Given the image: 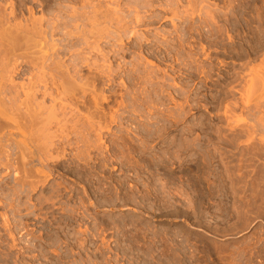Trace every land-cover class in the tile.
Wrapping results in <instances>:
<instances>
[{
  "label": "rangeland",
  "instance_id": "374dc122",
  "mask_svg": "<svg viewBox=\"0 0 264 264\" xmlns=\"http://www.w3.org/2000/svg\"><path fill=\"white\" fill-rule=\"evenodd\" d=\"M132 1L123 0L128 4L120 11L125 20L119 17L121 14L114 15L115 19L113 17L114 20L117 17L120 22L124 20L127 23V27L124 26L127 30L118 34L123 41L118 42V45L124 47L128 42L127 47H130L132 39L127 32L132 26L134 29L131 28L130 32L136 28V35L144 34L135 37L139 43L142 40V49L136 47L135 51L131 48L133 51L127 52V56L125 53L121 58L112 57L111 60L110 56L109 61L106 57L105 62L100 54H95L100 63L98 65L95 52L87 51L81 39H78L81 44L77 39L72 40L74 38L70 34L74 29L69 24L58 29L56 34L46 31L49 36L45 32L44 37L38 35V28V34L35 31L34 34L30 32L32 35L28 33L26 36L29 40L32 38L31 44L36 42L40 45L32 50L33 54L30 53L33 56L18 51L14 57L17 61L9 60L17 65L11 67L24 70L23 75L14 77L15 83L19 84H16L18 89L24 86L26 89H23L27 90L35 83L34 80L37 82V78L43 79L44 75L51 72L45 69L42 73L40 65H34L35 68L31 66V58H35L34 51L39 58L45 56L48 60L50 56L47 61L49 64L61 60L67 67L69 63L73 65L71 67H78L81 75L75 82L81 80L74 85L82 91L89 86L85 83L92 84L93 81L94 75H90L91 82L87 75L91 72L103 76L100 74L107 72L109 62L112 63V67H108L113 68L114 79L113 84L108 82L107 87L106 78L101 80L103 84L93 82L95 85L91 86L99 87L102 84V87H96L98 93L95 88L93 90L96 94L102 91L101 99H108L102 101V109L100 104H95L98 109H91L103 116L92 131L88 129L86 120L87 115L89 118L92 115H89L91 111L86 106L90 103L88 107H94L91 102L96 94L89 86L91 89L87 87L86 97L84 92L78 91L83 94L74 91V96L70 93L72 96L57 97L56 90L63 89L62 81L47 87L58 98L56 102L61 107L69 103L79 109L82 103L86 107L84 110H88L85 112L74 107L68 108L69 111L64 110L66 115L76 112V116L83 117L78 121L74 114H71V119L66 115L65 118L61 117L64 115L59 116L62 124V119L66 120V129H71L69 133L61 123L57 125L58 128L55 124L50 129L47 128L49 123L45 125L50 131L44 129L43 125L40 128L41 123L37 125L38 130H34L35 134L33 128L37 129L36 125L27 128L29 124H24L26 120L22 128L28 131H16L14 125L11 127L13 131L10 128L11 133L15 131L19 134L17 138L14 132L17 139L8 137L10 143L13 141L12 147L7 148L10 152L5 148L6 152H0L2 162H5V154L12 156L7 159H10L8 163H12L9 169L0 167V264H264V0H141L143 5L146 3L143 7H138L141 6L140 0ZM0 2L2 10L9 14V20L6 18L5 22L8 25L2 23V27L6 25L9 31L0 28V34L4 37L9 36L13 27L14 30L20 27L19 22L23 28L30 29V18H52L45 0ZM147 3H150L149 7ZM101 4L103 7L104 4L107 7L111 5L109 0H102ZM129 4L133 6L132 9ZM75 5L79 8L76 3L65 2L62 10L68 14ZM112 5L111 8L115 6ZM134 7L140 20L143 17L148 21L143 20L146 22L145 27L140 22L131 25L135 23V17H131ZM127 8H130L131 14ZM4 12L1 11V15ZM10 12L11 15L13 13L12 17ZM6 13L2 16L6 17ZM131 21L133 23L130 24ZM9 23L14 26L11 27ZM113 27L110 30L114 31ZM65 29L69 34L65 33ZM91 29L95 33L94 27H87L85 34H91ZM110 30L108 33L113 41L117 37ZM64 33L71 38L67 35L64 38ZM3 36L0 38V61L4 54ZM24 40L26 42V37ZM18 41L25 43L22 38ZM54 43H58L55 44L60 46L58 49L66 48V51L61 55L53 52L50 47ZM102 44L103 49L109 52L110 45L103 41ZM41 47L46 54L40 50ZM75 47L78 50L81 48L79 51L85 53L87 58L96 61L95 65L101 67L102 71L92 67L88 74L84 73L87 66L70 58L80 53ZM52 54L55 55L52 57ZM38 56L35 60L42 64ZM90 59L91 65L94 64ZM7 61L4 63L10 66L11 63ZM101 61L105 63L104 67ZM129 65L131 69L135 66L138 71L134 82L139 83L143 77L138 85H133ZM3 66L0 64L1 71L7 67ZM12 70L9 69L11 76H14ZM9 71L8 74L3 71L1 75L10 76ZM120 81L125 83L126 88ZM40 86L45 88L43 83ZM88 94L92 96L91 99ZM71 97H76L79 103L76 104V100ZM41 98H38V102L46 109L58 105L50 97L45 98L46 101ZM35 107L33 105V109ZM46 109L45 115L48 114ZM113 113L118 116L114 115L115 118L111 119ZM16 117L19 118L18 115ZM75 121L79 124L78 127L75 124V128L81 133L77 130L75 133V128L72 132ZM79 122H82L80 130ZM53 127L59 129V132L56 131L58 136L57 133L54 136L56 141L53 139L55 134L51 135V131H55ZM42 128L47 132L44 133ZM40 132L52 136V144H57L58 150L64 148L58 153L55 149V154L52 151L54 159L48 158L44 165L41 159L47 149L39 155L45 148H35L34 145H49L50 139L46 143L45 136ZM20 133L24 134L19 139ZM39 133L44 137H40ZM30 134H33L32 137L38 135L39 138H36L42 141L37 144L39 141L34 137L37 142L33 141ZM28 135L32 139H28ZM66 135L69 140L64 138ZM17 140L20 144L23 142L20 152L14 150L16 147L13 145ZM29 140L34 144H28ZM26 149L30 154L25 153ZM22 153H25V158L28 157L26 161L29 164L26 165L29 168L24 167L27 173L22 163L20 166L17 161L23 160L24 157H16ZM34 154L41 158L39 162ZM40 164L42 168H39ZM33 166L37 167L34 169ZM28 170L32 172L30 175Z\"/></svg>",
  "mask_w": 264,
  "mask_h": 264
},
{
  "label": "bare ground",
  "instance_id": "6f19581e",
  "mask_svg": "<svg viewBox=\"0 0 264 264\" xmlns=\"http://www.w3.org/2000/svg\"><path fill=\"white\" fill-rule=\"evenodd\" d=\"M1 1V0H0ZM3 1V0H2ZM31 1H33V0H31ZM40 1V0H39ZM43 1V0H42ZM46 1V7H48V9L50 10L49 11V13L48 14H50L51 16H52V18L50 17V19L48 18V19H46L45 17H41V18H37V20H34V18L33 19H29L30 20V22H29V25H31V28L29 29V28H23L22 27V25L20 24V22L18 23V25L20 26V27H16L15 28V30H14V25L12 24V26H11V21H10V23H9V25L11 26V27H13L12 29L13 30H11V31H13L12 33H11V31H10V33H9V39H7V36H3V35H1L0 34V38H2V36H3V47H4V49H3V52H4V54H3V56H1L2 58H3V60H1L0 61V64H2V65H4L3 67H6V69H7V71H6V69L4 70V68H3V71H5L4 73H6V74H8V71H9V69H10V71H11V69L13 68L14 70H12V73H13V75L14 76H11V72L9 71V75L10 76H7L6 74L4 75V76H2L4 73H2L3 71H1V73H0V149H1V151L0 152H2V151H5L6 152V150H7V148H10V147H12V145H11V143L13 142H11L10 143V140H8V137L10 138V136H14L15 134H14V132H12L11 133V130H10V128L12 127V125H14V128L16 129V131H22L23 132V130H25V129H23L24 128V124H27V122H28V124L29 125H27V128H32V127H30V126H32V125H36V127L35 128H37V125L38 124H41L40 125V128H41V126L43 125V127H44V129L47 127V126H45V125H47L48 123L50 124V126L48 125V127L47 128H49V127H51V125L53 124H55L56 125V127H57V125H61L63 122L62 121H59V119L61 118V117H64L65 118V112H64V110H66V109H68V108H71V109H74V108H78V106L77 107H74V106H72V105H70L69 103H68V105H65V106H60L59 104H58V102H56V99H58L57 97L58 96H60L61 97V95H63V98L65 97V96H68L70 93L74 96V91L76 92V94H79V95H82L83 93H78V92H84V97H86L85 95H87L85 92H87L88 93V91H86V90H89V89H87V87H91L92 86V84H93V82L94 83H98L99 84V82H101V80L103 79V78H106L107 79V84H106V87L109 85L108 84V82H111L112 84H113V68H111L112 67V63L110 64V62H109V64H108V62L106 63V64H108V66H111V67H108L107 66V68H108V70H107V72L105 71V72H102V74H100V75H103V76H98V74H91V70L90 69H92V67L93 68H99L101 71H102V69H101V67H98V65L100 64L99 62H98V58L96 59V56H95V54H100L101 55V57H99V58H101V59H105L106 57V59L109 61V59H108V57H110V60H111V58L113 57L114 59H117V58H119L121 55H124L125 53H126V56H127V52H130L131 53V51H133V49L131 50V48H134V50L136 51V47H140L141 49H142V47H143V42H142V40L140 39V41H141V43H139V42H137V40H136V38H137V36L139 35L138 33H139V31H138V35H136V32H134L135 30H136V28H135V30L132 32H130V29L132 28V26H131V28L129 29V32L131 33H129V32H127L128 33V36H131L130 38L132 39L131 40V42L129 43L130 44V47L128 48L127 47V45H128V42H127V44L126 45H124V47H121V46H119L118 45V42H121L122 40H121V38L119 37V35L118 34H121L122 32H123V30H125L126 29V25H127V23H126V21H125V23H124V20H125V18H123V14H121L120 13V11L121 10H123V7H125V6H127L124 2H123V0H109V2H110V4L112 5V4H114L115 6L113 7V8H111L112 6L111 5H109L110 7H107V4H104V7H103V4H101L102 3V0H45ZM106 1V0H105ZM132 1V0H131ZM141 1V0H140ZM139 1V2H140ZM143 1V0H142ZM142 1L140 2L141 3V6H138V7H143L146 3V1L144 2L145 4L143 5L142 4ZM153 1V0H152ZM57 2V3H56ZM65 2H73V4L74 3H76V4H78L79 5V8H77V6L76 7H74V9L72 10V9H70V10H72V11H69V13L67 14V12L66 11H64V10H62L63 9V6H64V3ZM132 2H135V1H132ZM150 2V1H149ZM1 3V2H0ZM10 3H13V2H10ZM37 3V2H36ZM103 3H105V2H103ZM127 3V2H126ZM136 3H138V2H136ZM19 4V3H18ZM17 4V5H18ZM70 4V3H69ZM123 4H125L124 6H122ZM130 4H131V2H130ZM130 4H129V6H130ZM148 4H150V3H147V7H149L150 5H148ZM8 5V4H7ZM21 5V4H20ZM19 5V6H20ZM132 5H133V3H132ZM131 5V6H132ZM136 5V4H135ZM12 6V5H11ZM18 6V7H19ZM67 6V5H66ZM106 6V7H105ZM130 6V8L132 9V7ZM173 6V5H172ZM0 7H1V5H0ZM21 7H22V5H21ZM67 7H69V6H67ZM66 7V8H67ZM137 7V6H136ZM136 7H134V8H136ZM137 7V8H138ZM146 7V6H145ZM151 7H153L152 6V4H151ZM167 7V6H166ZM70 8V7H69ZM73 8V7H72ZM130 8L128 9L127 8V10L130 12ZM134 8H133V11H131L134 15H132L131 17H135V20H134V22L135 23H133V21H131V22H129L130 24L131 23H133V24H131V25H138L139 23H136V22H140L141 24L143 23L144 24V27L146 26V22H144V21H147V20H145V18L143 19V17H142V19L140 20V17H139V13L137 12V8H136V11L134 10ZM3 8L1 7L0 8V10L2 11V12H4L3 10H2ZM20 9V8H19ZM22 9V8H21ZM20 9V10H21ZM44 9H46V8H44ZM143 9V8H142ZM149 9V8H148ZM153 9V8H152ZM175 9V8H174ZM173 9V10H174ZM15 10V9H14ZM65 10H67V9H65ZM126 10V12L128 13V11ZM144 10H146V9H144ZM143 10V11H144ZM172 10V11H173ZM1 11H0V28H2V29H4V28H6V31L8 30V28L9 27H7L6 25H8V24H6L5 22H6V18H7V20H9L8 19V17H7V14L8 13H6V12H4V13H6L5 15H6V17L5 16H2L1 15ZM45 11H47V9L45 10ZM62 11H64L65 13H62ZM143 11H141V12H143ZM21 12V11H20ZM71 12V13H70ZM131 12H130V14H131ZM140 12V13H141ZM145 12V11H144ZM14 14H15V12H14ZM119 14H121V16H119V17H121V18H123L124 20L122 21V22H120V19L119 20H117L118 18L116 17V20H114L115 19V17H114V15H119ZM142 14V13H141ZM175 14H176V12H175ZM9 15V14H8ZM12 15H13V13H12ZM12 15H11V12H10V16L12 17ZM9 16V17H10ZM17 16V15H16ZM15 16V17H16ZM45 16V15H44ZM49 16V15H48ZM152 16V15H151ZM150 16V17H151ZM176 16V15H175ZM178 16V15H177ZM14 17V16H13ZM113 17H114V19H113ZM125 17V16H124ZM129 17V16H128ZM128 17H127V19H128ZM131 17H129V18H131ZM153 17V16H152ZM112 18V19H111ZM173 18H176V17H173ZM14 19V18H13ZM134 19V18H133ZM132 19V20H133ZM151 19V18H150ZM11 20V19H10ZM15 20V19H14ZM14 20H12V22L14 21ZM31 20H33V21H31ZM131 20V19H130ZM144 20V21H143ZM152 20V19H151ZM16 21V20H15ZM116 23V24H114V22ZM129 21V20H128ZM8 22V21H7ZM2 23H5L6 25H5V27L3 28L2 26H4V24L2 25ZM147 23H148V21H147ZM17 24V23H16ZM70 24V26H72L73 27V29H74V31L73 30H71V31H73L72 32V34H70V36L72 37V38H74V39H72V40H75V39H77L76 41L78 42V41H80V40H78V39H81L82 41V43H84V44H82V46L83 47H85L86 48V50L87 51H92V52H95L94 53V56H95V59L97 60V66L95 65L96 64V61L94 62L93 60H91L90 58H87V56L85 55V53H82L81 51H79L78 49H76L77 47H75L74 49H76V50H78L80 53L79 54H74V56L73 55H71V53H72V50H71V52L69 53V56H70V58L72 57L73 59V61H75V60H77V62L78 61H80L83 65H86L87 67L85 68L86 70H85V72L84 73H89L90 72V74L89 75H87V76H89V79L86 77V79H88V81L89 82H91V79H90V75H91V77H93L92 75H94V77L92 78V84L91 83H85L86 85L87 84H89V86H87L86 88H83L82 86H81V89L83 88L84 89V91H82V90H80L79 88V85H82L85 81H86V79L84 80V81H82V84H79L78 85V87L79 88H77V86H75V85H77L78 83H79V81L81 80H79L78 81V83H76L75 82V80L77 79L78 80V78L80 77V75H79V73H81L80 72V69L79 70H77V68H76V66L75 67H71V66H73V65H71L70 66V63H69V68L65 65V63L63 62V61H58V62H54L53 61V64H49V62H47L48 60H49V57H48V60H47V57L45 58V56H43V54H42V56L43 57H41V58H39V56L37 55V52L36 51H34V56H35V58H37V56H38V60H40V61H42V64H39L36 60H35V58H34V60H35V62H34V60L31 58V63L30 64H33V65H31L32 67L35 65V66H37V65H40L41 67L40 68H43V69H40V70H42V73H43V71L45 70V69H48L49 71L48 72H50L49 74H47V75H44L43 76V79H38L37 78V82L34 80L33 82H35V83H33L32 81V85L31 86H29L28 87V89L27 90H24L23 88H25L24 86H22V85H25V84H22V85H20V86H22V87H20V89H18V86L17 85H19V84H17V83H15V80H14V77H19V76H21V75H23L24 74V70L23 69H18V68H16L17 67V65L15 64V63H13L12 64V62L15 60V61H17V59L16 58H14L15 56H17V53H18V51L19 52H21V51H23V52H25V54H27L28 56L29 55H32L33 53H32V50H35V48H37L38 46H40L39 45V43H34V44H31V41L30 40H32V38H30V40L28 39V37L26 36L28 33H30V32H32V34H34L35 32H37L36 31V29L38 28V29H40L38 32H39V34H38V32L37 33H35V34H38V35H43L42 37H44V35H45V33H46V31H50V34H51V32H53V33H57L59 30L58 29H61V27L63 28V27H67V25H69ZM73 24V25H72ZM126 24V25H125ZM142 24V25H143ZM17 25V26H18ZM28 25V24H27ZM129 25V24H128ZM151 25V24H150ZM16 26V25H15ZM112 26H114L113 27V29H115L114 31L113 30H110V27H112ZM124 26H126V27H124ZM130 26V25H129ZM128 26V27H129ZM140 26V25H139ZM89 28V27H94L95 29L94 30H96V31H94L95 33H93V30H92V35L91 34H85L86 32L84 31L86 28ZM134 27V26H133ZM148 27V26H147ZM11 29V28H10ZM68 29V28H67ZM132 29H134V28H132ZM131 29V30H132ZM5 30V29H4ZM58 30V31H57ZM91 30L89 31V32H91ZM112 31V35L113 36H115V37H117V38H115V39H113V41H111L110 40V37H111V35H109L110 34V32L108 33V31ZM127 30V29H126ZM9 31V30H8ZM33 31H35V32H33ZM68 31V30H67ZM66 31V29H65V33L67 32ZM87 31V32H88ZM144 31V30H143ZM40 32H41V34H40ZM45 32V33H44ZM62 32H64V31H62ZM69 32V31H68ZM67 32V33H68ZM88 32V33H89ZM126 32V31H125ZM7 33V34H8ZM42 33H44V34H42ZM52 33V34H53ZM59 33H61V30H60V32ZM64 33V35H62L64 38H65V36L67 35V34H65ZM117 34V35H114V34ZM31 33H30V35H32ZM46 34H48V36H49V33H46ZM69 34V33H68ZM130 34V35H129ZM30 35H28L29 37H31ZM133 35H136V36H134V38H133ZM142 35H144V34H142ZM142 35H139V36H141L142 37ZM51 36V35H50ZM68 36V35H67ZM67 36H66V38H67ZM124 36V35H123ZM127 36V38H129ZM138 36V37H139ZM24 37H26V42H25V40H24ZM33 37H35L34 35H33ZM52 37V36H51ZM71 37H69L68 36V38H71ZM136 37V38H135ZM20 38H22V40H23V42H25L24 44L23 43H21V42H19L18 40L20 39ZM63 38V39H64ZM114 38V37H113ZM123 38V37H122ZM12 39V40H11ZM14 39V40H13ZM28 39V40H27ZM35 39V38H34ZM52 39V38H51ZM142 39H144V36H143V38ZM11 40V41H10ZM16 40V41H15ZM36 40V39H35ZM71 40V39H70ZM123 40H124V38H123ZM126 40V39H125ZM130 40V39H129ZM145 40V39H144ZM143 40V41H144ZM146 40H147V38H146ZM18 41V42H17ZM62 42H63V40H61ZM66 41V40H65ZM75 41V42H76ZM102 41L105 43V44H109L110 46V50H109V52H106V50H104L103 49V44H102ZM148 41H149V39H148ZM60 42V41H59ZM58 42V43H59ZM67 42V41H66ZM76 42V46H77V44L78 43H80V42H78L77 43ZM123 42V41H122ZM145 42V41H144ZM58 43H54V45L52 44V46L51 45H49V46H51L50 47V49L53 51V52H55V53H57V54H60V53H62L63 51H66V48L64 49H58L59 47H57V46H55V44H57L58 45ZM68 43H70L69 41H68ZM67 43V44H68ZM74 43V42H73ZM149 43V42H148ZM148 43H145V44H148ZM23 44V45H22ZM51 44V43H50ZM70 44H72V43H70ZM81 44V43H80ZM120 44V43H119ZM125 44V43H124ZM61 45V44H60ZM63 45V47H64V44H62ZM85 45V46H84ZM121 45V44H120ZM2 45H1V43H0V47H1ZM45 46V45H44ZM69 46V45H68ZM74 46H75V44H74ZM79 46V45H78ZM81 46V47H82ZM103 46V47H102ZM145 46V45H144ZM66 47H67V45H66ZM70 47V46H69ZM72 47V46H71ZM106 47V46H105ZM49 48V47H48ZM54 48H56L57 50H54ZM107 48V47H106ZM105 48V49H106ZM149 48V47H148ZM67 49H68V47H67ZM74 49H73V51H74ZM83 49V48H82ZM140 49V50H141ZM147 49V48H146ZM40 50L42 51V52H44L43 50V48L41 47L40 48ZM70 51V50H69ZM86 51V52H87ZM90 51V52H91ZM108 51V50H107ZM144 51V50H143ZM22 52V53H23ZM36 52V53H35ZM76 53H77V51H75ZM83 52H85V51H83ZM1 53V52H0ZM29 53V54H28ZM30 53H32V54H30ZM47 53V52H46ZM45 52H44V54H46ZM64 53V52H63ZM67 53V52H66ZM149 53V52H148ZM89 54V53H88ZM21 55H23L24 56V54H21ZM37 55V56H36ZM53 55H55V54H52L51 56L53 57ZM61 55V54H60ZM92 55V54H91ZM26 56V55H25ZM33 56V55H32ZM67 56V55H66ZM93 56V57H94ZM51 57V58H52ZM55 57V56H54ZM64 57V56H63ZM68 57V56H67ZM98 57V56H97ZM1 58V59H2ZM27 58V57H26ZM56 58V57H55ZM54 58V60L56 61V59L58 58H56L55 59ZM59 58H61L60 56H59ZM65 58V57H64ZM121 58V57H120ZM123 58H125V57H123ZM11 59H14V60H11ZM25 59V58H24ZM63 59V58H62ZM89 59L92 61V63L94 62V64H92L91 65V63L89 62ZM6 60H8L7 62H9V63H11L10 64V66H9V64L7 65V63H4V62H6ZM9 60H11V61H9ZM33 60V61H32ZM120 60V59H119ZM118 60V62H120ZM124 60V59H123ZM139 60V59H138ZM141 60V59H140ZM139 60V61H140ZM14 61V62H15ZM51 61V63H52V59L50 60ZM66 61V60H65ZM71 61V60H70ZM136 61V60H135ZM1 62H3V63H1ZM30 62V61H29ZM79 62V63H80ZM104 62H105V60H104ZM103 61H101V63L102 64H104L103 65V67L105 66V63H104ZM112 62H114V61H112ZM122 62H124V61H122ZM76 63V62H75ZM78 63V64H79ZM115 63V62H114ZM121 63V62H120ZM130 63V62H129ZM133 63V62H132ZM48 64V65H47ZM122 64V63H121ZM125 64V63H124ZM135 64H136V62H135ZM11 65H16V67L14 68V67H11ZM81 65V64H80ZM115 65H116V63H115ZM114 65V66H115ZM120 65V64H119ZM139 65V64H138ZM138 65L136 64V66L138 67ZM141 65V64H140ZM9 66V67H8ZM21 66V65H20ZM79 66V65H78ZM94 66H96V67H94ZM121 66V65H120ZM125 66H127V65H125ZM130 66V65H129ZM2 67V66H1ZM0 67V68H1ZM71 67V68H70ZM83 67V66H82ZM116 67V66H115ZM117 67L119 68V66H118V64H117ZM33 68H35V67H33ZM80 68V67H79ZM87 68H89V69H87ZM106 68V67H105ZM106 68V69H107ZM117 68V69H118ZM126 68V67H125ZM129 68V67H128ZM132 67L130 66V71L132 72V74H131V80L133 81V85H135V84H139L142 80H141V78H143V77H141V76H139V77H141L140 78V80H139V83H136V82H134L135 80V77H136V75L138 74V71H136L135 70V66H134V68L133 69H131ZM139 68V67H138ZM96 69V70H97ZM98 69V70H99ZM121 69V68H120ZM119 69V70H120ZM128 69V70H129ZM82 70H84V69H82ZM88 70H89V72H88ZM115 70V69H114ZM119 70H117V72L119 71ZM122 70V69H121ZM148 70V69H147ZM150 70V69H149ZM87 71V72H86ZM93 71V70H92ZM100 71V72H101ZM127 71V70H126ZM126 71H124L125 73L124 74H126ZM142 71V70H141ZM140 71V72H141ZM144 71H146V69L144 70ZM41 72V71H40ZM93 72H95V70L93 71ZM116 72V71H115ZM122 72V71H121ZM120 71H119V73H121ZM148 73H149V71H147ZM83 73V74H84ZM118 73V74H119ZM146 73V72H145ZM152 73V72H151ZM82 74V75H83ZM116 74V73H115ZM140 74V73H139ZM16 75V76H15ZM41 75H43V74H41ZM85 75V76H86ZM117 75V74H116ZM141 75H142V73H141ZM146 75H148V74H146ZM150 75V74H149ZM148 75V76H149ZM129 76V75H128ZM143 76V75H142ZM147 76V77H148ZM37 77V76H36ZM126 77V76H125ZM147 77H146V79H147ZM84 78V77H83ZM117 78V77H116ZM124 78V77H123ZM122 78V79H123ZM34 79V78H33ZM129 79V78H128ZM148 79H149V77H148ZM147 79V80H148ZM117 80V79H116ZM124 80V79H123ZM122 80V81H123ZM126 80V79H125ZM130 80V79H129ZM145 80V79H144ZM59 81H62L64 84L63 85H61V87L63 88V89H61V90H59V89H57L56 90V93L58 94L57 95V97H55L54 95H53V93H51V92H49L48 90V88L47 87H53V85H55L57 82H59ZM137 81H138V77H137ZM104 82V81H103ZM126 82H128V81H126ZM41 83H43V84H45V86H43V87H45L44 89H42L41 88V86H40V84ZM81 83V82H80ZM102 83V82H101ZM100 83V84H101ZM114 83H115V81H114ZM120 84L122 83L123 85L122 86H124V82H119ZM143 83V82H142ZM141 83V84H142ZM148 83L150 84V82L148 81ZM17 84V85H16ZM75 84V85H74ZM91 84V85H90ZM103 84V83H102ZM101 84V85H102ZM143 84H145V83H143ZM231 84V83H230ZM49 85V86H48ZM64 85H66L65 87H63ZM95 84H93V86H94ZM99 86V87H97V89L98 88H100V87H102V86ZM111 85V84H110ZM154 85V84H153ZM84 86V85H83ZM104 86H105V83H104ZM113 86H115V85H113ZM120 86V85H119ZM147 86V85H146ZM49 87V88H50ZM77 89H76V88ZM89 87V88H90ZM96 87H91L92 88V91L94 92V94H96L95 93V91L93 90V88H95V90H96ZM111 87V86H110ZM125 87V86H124ZM135 87V86H134ZM90 88V89H91ZM104 88V87H103ZM103 88H101V89H103ZM126 88V87H125ZM26 89V88H25ZM76 89V90H75ZM101 89H100V91H101ZM20 90V91H19ZM52 90H53V88H52ZM80 90V91H79ZM78 91V92H77ZM97 91V90H96ZM55 92V91H54ZM90 93V92H89ZM97 93H98V91H97ZM133 93V92H132ZM70 94V95H71ZM71 95V96H72ZM79 95L77 96L76 95V97H78L79 98ZM89 96H91L90 94H88ZM97 95H99V96H97ZM95 96V95H94ZM105 96V95H104ZM24 97V98H23ZM39 97H42L41 99L42 100H45V98H48V97H50V98H52V100L53 101H55V103H57L58 105V107L56 106L55 107V104H54V102L52 103V105L53 106H50V108H48V109H46L44 106H43V104L42 103H39L40 102V100L38 99ZM60 97H59V99H60ZM69 97V96H68ZM74 98L75 100L77 99V98ZM82 97L83 96H81V99H82ZM101 97H102V91H101V94L99 93V94H96V96H95V98L93 99V102H91V103H94V107H95V104L96 105H99L100 104V107H101V109H102V107L103 106H101V103H103L102 101H106V100H108L106 97H103L102 99H101ZM109 97V96H108ZM124 97V96H123ZM72 98V97H71ZM92 98V96L90 97V99ZM126 98V97H125ZM67 99V98H66ZM69 99V98H68ZM73 99V98H72ZM73 99V100H74ZM83 99H86V98H83ZM87 99H89V98H87ZM101 99V100H100ZM132 99V98H131ZM38 100H39V102H38ZM41 100V101H42ZM61 100V99H60ZM63 100V99H62ZM71 99H69V101H70ZM79 100V99H78ZM112 100H114V99H112ZM46 101V100H45ZM51 101V100H50ZM68 101V100H67ZM68 101V102H69ZM80 101V100H79ZM79 101H75L76 102V104H77V102L79 103ZM83 100H81V102H82ZM86 101H88V100H86ZM92 101V100H91ZM136 101V100H135ZM137 101H138V99H137ZM136 101V102H137ZM61 102V101H60ZM62 102H64V101H62ZM75 102H71V104H75ZM85 102V101H84ZM98 102H100V103H98ZM129 103V102H128ZM42 104V105H41ZM63 104V103H62ZM123 104V103H122ZM137 104V103H136ZM136 104H135V106H136ZM244 104V103H243ZM242 104V105H243ZM33 105H36V107L38 108L37 110H36V107H35V109H33ZM79 105V104H78ZM82 103L80 104V109L79 110H81V109H85L86 107V109H88L89 108V110L91 111V112H89V115H90V113H91V117L89 118L88 117V115L86 116V120H88V129H94V127L95 126H98V124L100 123V120H102L103 119V116L101 115V116H99L101 113H99V112H97L96 113V110H91L92 108L93 109H98V106H96L95 108L94 107H88V105L90 106V103H88V105L85 107L84 105H82L84 108H82ZM103 105V104H102ZM246 105H247V102H246ZM42 106V107H41ZM48 106V107H49ZM92 106V105H91ZM119 106H121V105H119ZM125 106V105H124ZM44 107V108H43ZM74 107V108H73ZM134 107V106H133ZM249 107V106H248ZM247 108V107H246ZM45 109H46V112L48 113L47 115H45ZM24 110V111H23ZM70 109H68V111H69ZM83 110H82V112H83ZM103 110H104V108H103ZM103 110H100V112L102 111L103 112ZM109 110V109H108ZM107 110V111H108ZM68 111H67V114H68ZM74 111V110H73ZM85 111V110H84ZM86 111H88V110H86ZM85 111V112H86ZM116 111H118V110H116ZM115 111V112H116ZM135 111V110H134ZM232 111V110H231ZM93 112H95V113H93ZM76 113V112H75ZM75 113H69L68 115H66V117H69V119H71V117H72V115L71 114H74L73 116L75 117L76 115H75ZM93 113V114H92ZM112 113V112H111ZM133 113H135V112H133ZM226 113H227V111H226ZM87 114H88V112H87ZM16 115H18L19 116V118H17L16 117ZM45 115V116H44ZM60 115H64V116H61L60 118H59V116ZM109 115H110V113H109ZM112 115V114H111ZM114 115H116V114H114L113 113V116H111V119H114L115 117H114ZM71 116V117H70ZM81 116V115H80ZM116 116H118V115H116ZM78 117V115L76 116V119H74V120H76V121H78L79 119H82L83 117H81V118H77ZM59 118V119H58ZM64 118L62 119L63 121H64V124H62L61 126H64L65 125V129L66 128H68V127H66V125L67 124H65V121L66 120H64ZM89 118V119H88ZM98 118H99V120H98ZM120 118V117H119ZM19 119V120H18ZM24 120H26L25 122H24V124H23V121ZM53 120V121H52ZM47 121V122H46ZM69 121V120H68ZM76 121H75V123H74V125H72V132H73V129L75 128V124H76V126L78 127V125H77V123H76ZM82 121V120H81ZM45 122V123H44ZM62 122V123H61ZM84 123H87V121L85 122V120L83 121ZM104 122V121H103ZM107 122V121H106ZM44 123V124H43ZM61 123V124H60ZM73 123V122H72ZM80 123V126H79V130H80V128H82L81 127V123L82 122H79ZM102 123V122H101ZM112 123H113V121H112ZM97 124V125H96ZM34 125V126H35ZM29 126V127H28ZM100 126V125H99ZM23 127V128H22ZM55 127V128H56ZM108 127V126H107ZM26 128V127H25ZM27 128H26V130L25 131H28L27 130ZM46 128V129H47ZM54 128V127H53ZM53 128H52V130H53ZM54 128V129H55ZM58 128V127H57ZM63 128V127H62ZM12 129V131L14 130L13 128H11ZM20 129H22V130H20ZM43 129V128H42ZM43 129V130H44ZM50 129V128H49ZM49 129H47V130H49ZM78 128H75L74 130H75V133H76V130H77ZM253 129V128H252ZM34 130H38V128L37 129H34L33 128V131ZM67 130V129H66ZM129 130V129H128ZM39 131H41V130H39ZM50 131V130H49ZM48 131V132H49ZM54 131V130H53ZM56 131H58L59 132V129L58 130H56L55 129V131H54V133L51 131V135L52 134H55V135H53V139H55V137H56ZM68 131H71V129H69V130H67V132ZM78 131V130H77ZM92 131V130H91ZM91 131H90V133H91ZM45 132H47L46 130H44V133ZM248 132V131H247ZM7 133V135H5V134ZM16 133V136L19 134V133H17V132H15ZM28 134H29V132H27ZM33 133H35V131L33 132ZM40 133H42L43 134V132H40ZM40 133H39V136H40ZM69 133V132H68ZM78 133H81L80 131H78ZM83 133V132H82ZM88 133V132H87ZM237 133H238V131H237ZM21 134V136L19 135V139H20V137H22V134H24V133H20ZM36 134V133H35ZM35 134H34V136H35ZM41 134V136L40 137H44L45 136V134H43L42 135ZM61 134V133H60ZM89 134V133H88ZM31 135V134H30ZM30 135H28L27 137H28V139H32L33 137H32V135H31V137L32 138H29V136ZM76 135V134H75ZM83 135H84V133H83ZM82 135V136H83ZM16 136H14L15 138H16ZM48 136V134L44 137V140H46V143H47V140L48 139H50V144L48 145V143L46 144V146L44 145L45 143H42V145H41V141L42 140H39L38 138V135H36V137H38V138H36V137H34L35 139H37L39 142H37V140H34V138H33V141H36L37 142V144H39V146H37L36 144L34 145V147L35 148H37V147H39V149H41L42 147L43 148H45L44 150L42 149V152H41V154L39 153L41 150H39V152H38V150H36V152H38L39 153V155H42V153H45V152H43V151H46V149H47V151H46V153L45 154H43L42 155V159L38 156H36L35 154V156H36V158H38L37 159V162H39L40 160L39 159H41V161H42V163L41 164H43L44 163V161H47V159L48 158H50V157H52V151H53V153L55 154V149H57V144H55V145H53L54 143H53V141L51 140L52 138V136L51 137H47ZM55 136V137H54ZM57 136H58V133H57ZM61 136V135H60ZM68 136H69V134H68ZM68 136L66 135V136H64V138L65 137H67L66 139H68ZM85 136V135H84ZM83 136V138H85ZM26 137V136H25ZM62 137V136H61ZM90 137V136H89ZM17 138H18V136H17ZM16 138V139H17ZM24 138V137H23ZM82 138V139H83ZM231 138V137H230ZM7 139V140H6ZM12 139V138H11ZM16 139H14V140H16ZM18 139V140H19ZM81 139V138H80ZM81 139V140H82ZM86 139V138H85ZM98 139H99V141L101 140V138H99L98 137ZM17 140V142H15L16 144H14L13 146L14 147H16L14 150H16V151H19L20 152V150L19 149H22V145L21 144H23V142L21 141V144H20V142ZM27 140V139H26ZM69 140V139H68ZM8 141H9V143H10V146H8ZM52 141V142H51ZM54 141H56V139L54 140ZM60 141V140H59ZM59 141H57V142H59ZM94 141V140H93ZM98 141V140H97ZM98 141V142H99ZM29 142H30V140L28 141V144H29ZM32 142V141H31ZM31 142H30V144H31ZM44 142V141H43ZM56 142V143H57ZM63 142V141H62ZM79 142H81V141H79ZM6 143H7V145H6ZM53 143V144H52ZM64 143V142H63ZM89 143V142H88ZM230 143V142H229ZM233 143V142H232ZM27 144V143H26ZM33 144H34V142H33ZM33 144H31V145H33ZM60 144V143H59ZM98 144V143H97ZM25 145V144H24ZM31 145H28V146H31ZM66 145V144H65ZM70 145V144H69ZM69 145H67L68 147H69ZM26 146V145H25ZM41 146V147H40ZM45 146V147H44ZM59 146H61V145H59ZM87 147H89V146H87ZM91 147V146H90ZM93 147V146H92ZM100 147V146H99ZM6 150H5V149ZM23 148H24V146H23ZM30 148V147H29ZM32 148V147H31ZM75 148V147H74ZM86 148V147H85ZM13 149V148H12ZM25 149V148H24ZM33 150H35L34 148H32ZM64 149V148H63ZM62 148H60V150L62 151L63 150ZM87 149H89V148H87ZM98 149V148H97ZM13 150V151H14ZM27 150V149H26ZM55 150V151H54ZM58 150V149H57ZM60 150H58V151H56V153H58ZM23 152H24V150H22ZM21 151V152H22ZM31 151V150H30ZM90 151H92V150H90ZM7 152H10V150L8 151L7 150ZM15 152V151H14ZM64 152V151H63ZM16 153V152H15ZM15 153H13V154H15ZM18 153V152H17ZM25 153H28V154H30V152L27 150ZM25 153H22V154H24V155H22L21 154V156L18 154V156H16L18 159H22L24 156H25ZM33 153V152H32ZM90 153V152H89ZM3 154V153H2ZM1 154V155H2ZM11 154V153H10ZM28 154L26 155V156H28ZM9 155V154H8ZM38 155V154H37ZM86 155V154H85ZM4 156H6L5 158L6 159H4L5 160V162H2V161H0V167H2L3 166V168H10V163H8V161H10V159L9 160H7L8 159V157L9 156H7L6 154L4 155ZM3 155H2V157H4ZM32 156H33V154H32ZM82 156V155H81ZM10 157H12L11 155H10ZM9 157V158H10ZM21 157V158H20ZM17 158H13V160L14 159H17ZM25 158V157H24ZM23 158V160H21V162L19 161V160H17L18 161V163H20L19 165L21 166V163H22V168L24 169V170H26V173H27V169H25L24 167H28L27 165L29 164V163H27L28 161H26V160H28V157H26L25 159ZM35 158V157H34ZM36 158H35V160H36ZM53 159H54V156L52 157ZM51 158V159H52ZM79 158V157H78ZM32 159H33V157H32ZM57 159V158H56ZM83 160H84V158H82ZM1 160V159H0ZM3 160V161H4ZM34 160V159H33ZM39 160V161H38ZM50 161V160H49ZM52 161V160H51ZM58 161V160H57ZM33 162V161H32ZM36 162V163H37ZM26 163H27V165H26ZM54 163V162H53ZM12 164V163H11ZM13 164H15V163H13ZM34 164H35V161H34ZM41 164H40V167L39 168H42L43 166H41ZM18 165V164H17ZM33 165V164H32ZM37 165V164H36ZM39 165V164H38ZM44 165V164H43ZM56 165V164H55ZM19 167V166H18ZM34 167V166H33ZM35 167H37V166H35ZM35 167H34V169H35ZM13 168V167H12ZM21 168V169H22ZM29 168V167H28ZM17 169V167L15 168V170ZM20 169V170H21ZM31 169V168H30ZM37 170V169H36ZM43 170V169H42ZM48 170V169H47ZM29 171V170H28ZM44 171V170H43ZM22 172V171H21ZM25 172V171H24ZM30 172V171H29ZM34 172V171H33ZM37 172H38V170H37ZM36 172V173H37ZM32 172H30L28 175H30ZM18 174V173H17ZM25 175V174H24ZM28 177H30V176H28ZM35 177V176H34ZM40 179V178H39ZM118 200V199H117ZM261 205H262V203H261ZM264 205V204H263ZM252 219V218H251ZM246 249V248H245ZM239 250V249H238ZM257 254V253H256Z\"/></svg>",
  "mask_w": 264,
  "mask_h": 264
}]
</instances>
